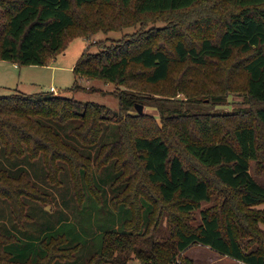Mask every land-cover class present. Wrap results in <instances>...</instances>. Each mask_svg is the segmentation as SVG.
Returning a JSON list of instances; mask_svg holds the SVG:
<instances>
[{"label":"trees","instance_id":"16d2710c","mask_svg":"<svg viewBox=\"0 0 264 264\" xmlns=\"http://www.w3.org/2000/svg\"><path fill=\"white\" fill-rule=\"evenodd\" d=\"M113 1L0 0V61L44 66L77 37L133 26L146 15L181 14L180 22L193 24L198 36L173 29L167 34L170 39L146 33L121 45L103 46L97 53L84 51L74 67L72 90L78 89V78H87L155 91L178 64L204 68L237 58L245 78L240 88L252 109L220 122L197 114L178 117V111L170 114L159 105V124L150 115L119 116L104 105L52 93L0 95V157L9 163L6 167L0 159V196L15 209L16 195L22 192L24 206L15 219L24 222L23 227H0V264H78L79 253L91 242L95 249L82 264H128L131 252L151 264H171L196 244L244 264H264V209L259 208L264 186L251 173L264 145V0H213L212 6L206 0L210 10H205L204 0H119L115 16L82 12ZM216 6L227 8L222 19L216 18ZM128 7L130 13L124 11ZM183 71L182 76L188 75L176 91L190 92L197 78L210 83H200L205 95L215 96L220 88L213 73L206 77L189 74L188 67ZM232 88L226 80L225 89ZM118 97L121 110L128 112L141 100L135 92ZM108 116L118 136L102 142V120ZM66 129L79 145L64 138L60 130ZM37 161L52 184L63 185L61 177L56 182L61 171L69 176L74 207L90 210L88 227L62 213L57 222H44L39 235L28 234L25 225L34 209L30 202L39 199L40 192L29 180L27 164ZM216 187L224 198L216 194L218 205L202 211L200 225L177 220L170 227L172 239L156 242L163 230L153 224L156 208L150 192L162 204L189 214L212 200ZM137 194L143 207L139 229L128 202ZM245 238L250 243L243 247L240 240ZM141 239L151 244L149 252L139 246Z\"/></svg>","mask_w":264,"mask_h":264},{"label":"rangeland","instance_id":"374dc122","mask_svg":"<svg viewBox=\"0 0 264 264\" xmlns=\"http://www.w3.org/2000/svg\"><path fill=\"white\" fill-rule=\"evenodd\" d=\"M213 0H210L212 6ZM205 4L206 9V0L202 2ZM120 7L119 0H114L113 2L99 3L85 7L82 9V12L85 14L90 13V17L98 16V13L104 14L107 12L108 15L115 16V11ZM216 14L217 19H222L225 14H227V8L224 7L221 9L219 6L212 8ZM132 10L128 7L125 12ZM98 12V13H97ZM177 15L181 14H155V15H146L141 17L142 21L137 22L133 26L124 27L120 30L111 31V32H98L90 37H77L72 40L68 45L65 51L57 53L55 56H52L48 59V62L44 66H22L16 68L12 62L9 61H0V95L7 96L12 94H38V93H52L55 96L67 97L75 99L81 102H92L100 105H104L113 113L123 115H139L136 105L143 106V113L155 117L157 122L161 124V115L159 112V105H163L168 109V113H175L178 111L177 116H191L197 114L199 116L205 115L209 116L215 120L223 122V120L230 118V116L242 114L241 112L251 111V106L246 100L245 92H242L240 85L245 84V78L242 72L239 70V63L236 60L237 58L232 59L228 63H215L204 68H197L195 66H188L189 64H178L172 69L171 77L168 81L158 85L156 90H143V88L130 89L124 86H118L111 83H106L99 79H87V78H78L77 84L78 89L72 90L73 85L75 84V74L74 67L82 56L84 51L89 50L91 53H97L102 50L103 46L111 47L115 45H121L125 41H130L137 35H142L146 33H158L159 35H166V39H170L167 36L169 32L175 29L179 34H185L186 31L192 36H198L197 31L193 30V24H182ZM216 24V23H215ZM197 38V37H195ZM170 48V54L175 57L174 49ZM188 67L189 74L195 73L199 75H204L206 77L212 75L213 73L216 80H219L220 88H216L213 94L205 95L201 93V81H204L206 85L210 83L202 79H195L193 84V89L188 93H181L176 91V85L183 83L186 74L182 76L184 72L183 69ZM195 69V70H194ZM204 69V70H203ZM142 70V69H141ZM226 80L232 83L234 88L225 89ZM140 85V83H139ZM174 85V86H173ZM56 89V93L50 91L51 87ZM121 92H135L141 97L140 101L135 102L136 105L131 107V110L122 111L120 107V99L118 95ZM143 99V100H142ZM127 112V113H126ZM103 122V136L102 142H108L114 140L118 136V129L116 125L111 121V116L104 118ZM162 126V125H161ZM64 135V138L76 144L73 139L68 137V131L60 130ZM79 145V143H78ZM262 154L260 156V163L253 162L251 166V173L257 179L259 184L264 186V172L262 166H264V145L261 147ZM2 159V164L8 166L6 159ZM188 165L193 166L194 163L189 159H186ZM28 170L31 173L29 179L33 181L36 186H33L39 190L40 197L36 201L30 202L32 205L31 209L32 214L31 220L26 223V229L29 232L28 234L34 233V235H39L38 229L41 226H44L43 223L47 220L51 222H57L62 213L71 219H76L78 222L83 223L84 226H89L90 222V210H80L79 208L74 207L76 204V199L73 196V185L70 182L69 176L60 172L57 178L59 183V178L65 181L62 184H52L45 176V168L41 162L28 163ZM132 167H135L134 164H131ZM69 180V181H68ZM32 182V183H33ZM15 185H19L16 183ZM109 186V185H107ZM47 193L51 197L48 200V196L42 194ZM218 190V191H217ZM220 187H216L214 190V195L212 200L208 202L201 203L199 209L195 210L192 213L184 214L179 213L177 210L169 205L162 204L159 202L156 193L150 192L148 196L149 200L154 203L156 208V213L153 219V224L163 232L158 233L159 236L156 240L157 243H163L166 239L171 237V225L180 220L182 223H187L190 226H198L202 223V211L213 209L218 205L220 200L216 194H220L221 201L224 198V195L220 193ZM139 195L131 197V200L128 199V202L134 208L136 212V221L135 225L139 229L142 225V211L143 207L138 199ZM18 201L16 208L10 207V203L7 199H4L0 196V227L9 228L13 231L15 225L19 227L24 226V222L19 223L15 219L22 215L24 212V206L22 204V192H18L17 195ZM259 208L264 209V204L259 205ZM20 213V214H18ZM22 221H25L24 219ZM264 229V226H263ZM152 229L149 233H153ZM141 233L143 230L141 228ZM142 238V237H141ZM243 247L250 243L248 238L240 240ZM139 246L146 252H149L151 249L150 243H139ZM95 249L93 242L87 244V247L79 253V263L82 264L85 262V259L88 258L91 252ZM142 254L137 252H131L128 255V264H151L149 261L143 260L140 256ZM188 261H191L193 264H243L231 257L224 256L210 247L196 244L188 248L186 251L178 254L175 259L172 260L171 264H187Z\"/></svg>","mask_w":264,"mask_h":264},{"label":"water","instance_id":"95a60500","mask_svg":"<svg viewBox=\"0 0 264 264\" xmlns=\"http://www.w3.org/2000/svg\"><path fill=\"white\" fill-rule=\"evenodd\" d=\"M136 108H137V110H138V112H139L140 114L143 113V106H141V105H136Z\"/></svg>","mask_w":264,"mask_h":264},{"label":"built area","instance_id":"2783aa9c","mask_svg":"<svg viewBox=\"0 0 264 264\" xmlns=\"http://www.w3.org/2000/svg\"><path fill=\"white\" fill-rule=\"evenodd\" d=\"M50 91L56 93V89L53 86L51 87Z\"/></svg>","mask_w":264,"mask_h":264},{"label":"crops","instance_id":"0c3cea01","mask_svg":"<svg viewBox=\"0 0 264 264\" xmlns=\"http://www.w3.org/2000/svg\"><path fill=\"white\" fill-rule=\"evenodd\" d=\"M14 65H15L16 68L22 67V66H18V65H16V64H14ZM243 264H244V263H243Z\"/></svg>","mask_w":264,"mask_h":264}]
</instances>
